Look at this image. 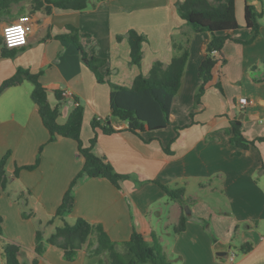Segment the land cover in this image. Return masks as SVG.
Returning a JSON list of instances; mask_svg holds the SVG:
<instances>
[{
    "label": "crops",
    "instance_id": "crops-1",
    "mask_svg": "<svg viewBox=\"0 0 264 264\" xmlns=\"http://www.w3.org/2000/svg\"><path fill=\"white\" fill-rule=\"evenodd\" d=\"M179 1L91 0L96 4L93 10L52 7L49 12L44 6L32 10V0L14 4L1 16L0 35L4 25L16 21L29 6L31 31L27 44L13 49V57H0V84L19 67L37 73L38 81L49 89V104H60V124L66 122L76 99L83 107L80 138L88 146L94 135L91 120L98 118L102 123L110 115L109 83L131 86L136 75H147L154 61L167 64L177 52L174 45L187 42L189 59L172 99L169 125L140 136L127 131L126 122L119 119H110L116 132L104 134L97 129L92 152L106 157L125 178L119 187L105 178H81L73 188L74 206L65 220L73 223L82 218L100 225L117 243L128 240L134 230L150 241L153 232L172 264H264V142L238 155L229 142L233 120L241 123L247 140L264 136V67L260 62L264 0L235 2L240 27L230 33L217 54L218 77L208 84L195 110L193 99L201 82L198 67L209 35L196 32L179 17ZM245 4L261 13L259 33L247 43L251 33L245 27ZM12 8H17L12 12L15 17L9 16ZM128 29L146 37L140 65L130 63L127 40L116 39ZM66 34L77 37L87 58L105 60L98 71L106 82L98 83L76 47L58 38ZM32 89L33 84L24 80L0 92V144L11 152L5 165L8 182L0 193L2 239L19 246L22 264H32L33 259L36 264H96L97 259L88 262L83 245L68 260L63 249L46 243L45 238L61 224L49 220L83 159L69 138L48 142L49 133L31 99ZM53 90L71 94L58 101ZM240 97L252 102L241 107ZM38 155L35 168H22L34 164ZM156 182L183 189V195L169 198ZM182 213L185 228L175 232ZM38 230L43 234L41 255L35 252ZM90 240L94 241V235L86 244ZM246 243L251 248L241 251ZM231 252L234 259L229 261Z\"/></svg>",
    "mask_w": 264,
    "mask_h": 264
},
{
    "label": "trees",
    "instance_id": "trees-1",
    "mask_svg": "<svg viewBox=\"0 0 264 264\" xmlns=\"http://www.w3.org/2000/svg\"><path fill=\"white\" fill-rule=\"evenodd\" d=\"M24 0H0V19L8 12L10 7ZM100 1V0H96ZM242 0H182L176 3V11L179 17L192 26L196 32H206L209 38L205 46V55L198 67V76L201 80L197 92L194 95L192 109L195 110L200 104V99L208 84L218 77L217 64L219 58L217 54L221 51L230 33L240 27L235 17V2ZM91 0H32V10H37L44 6V11L49 12L52 7L59 10L84 11L88 8ZM261 13L252 5H244L245 27L249 29L251 37L244 41L250 42L259 33L258 18ZM60 39L71 42L77 49L82 63L92 71L98 83L106 82L98 68L105 63L104 59L87 58V54L79 43L75 35H59ZM125 38L129 47L130 63L140 65L142 59V44L146 37L135 31L128 29L124 34L117 35V41ZM177 52L171 57L167 64L154 61L150 66L147 75L139 73L133 79L129 87L109 83V106L110 115L101 123L100 119L93 118L91 127L94 135L89 139L88 146H84L80 138L83 119V107L74 99L75 106L67 117L65 123L60 124L57 118L60 114V104L51 106L47 95L49 89L38 81V74L32 73L22 67L17 68L10 78L0 84V92L7 87L15 86L24 80L33 84L31 99L37 106L39 116L43 125L49 133L48 142L56 140L58 137L69 138L75 141L77 151L83 159L81 169L71 180L64 193L60 205L57 207L54 216L49 223L55 219L61 222L55 226L54 231L45 238L46 243L56 245L63 249L66 259L74 258L76 252L82 245L87 243L91 235L94 241L88 242L90 245L87 253L90 257H96L100 253L107 254L108 264H172L162 251L156 235L151 232V240L146 241L144 236L133 231L126 241L117 243L112 241L100 225H93L82 218H77L73 223L65 220V215L71 212L74 206L73 188L77 182L83 178H105L112 185L119 187L120 180L125 175L117 173L113 166L106 160V157L96 155L92 152V147L96 142V130L100 129L104 134L116 132L111 125L110 119H119L126 122V130L140 136L145 131L163 129L171 121V103L173 97L178 92L181 85V78L189 59L187 42L185 46L174 45ZM14 48H5L0 36V57H13L16 52ZM264 67V57L261 59ZM219 85V81L215 82ZM58 101L63 97L62 91L53 90ZM193 112L190 113L192 115ZM229 142L238 150L234 152L238 155L241 151L249 149L256 143L264 142V136L255 140H247L241 130V123L233 120L231 122V135ZM168 151V149H165ZM11 152L7 150L0 158V193L6 187L8 177L5 172V165ZM40 156L35 163L25 165L24 169H33L38 165ZM18 169L13 172L18 173ZM168 195L169 198L179 199L183 195V189H170L169 187L156 182ZM24 216V214H22ZM186 216H180L179 222L173 228L179 232L185 228ZM2 219L0 217V242L3 251L4 264H22L18 258L19 246L6 242L2 239ZM43 234L40 230L35 232V252L41 255L44 250L42 242ZM249 244L240 246L241 251L249 250ZM36 259L32 264H36ZM96 264H104L100 259Z\"/></svg>",
    "mask_w": 264,
    "mask_h": 264
},
{
    "label": "built area",
    "instance_id": "built-area-1",
    "mask_svg": "<svg viewBox=\"0 0 264 264\" xmlns=\"http://www.w3.org/2000/svg\"><path fill=\"white\" fill-rule=\"evenodd\" d=\"M31 31V16L30 14L21 15L16 21L4 25L1 30L2 44L5 48L11 49L16 47H22L27 44V37ZM64 95H70L69 90L62 92ZM252 100H248L246 97H240L239 103L241 107L246 105ZM234 259V253L231 252L228 256V260L232 261Z\"/></svg>",
    "mask_w": 264,
    "mask_h": 264
},
{
    "label": "rangeland",
    "instance_id": "rangeland-1",
    "mask_svg": "<svg viewBox=\"0 0 264 264\" xmlns=\"http://www.w3.org/2000/svg\"><path fill=\"white\" fill-rule=\"evenodd\" d=\"M95 3L93 2V3H89V6H88V8L90 9V10H93L94 9V7H95ZM30 9V6L29 7H27V9ZM17 8H12V10H11V13H10V17H15V14L14 13H12L13 11H15ZM26 8H23V10L26 12L25 14H29V10H27ZM5 145L4 144H0V158H1V156H2V154H4L5 153ZM185 212H186V210H185ZM54 221H58L59 222V220H57V219H55ZM51 223H53V221L51 222ZM53 225V224H52ZM2 227V226H1ZM54 230V229H53ZM26 240V239H25ZM83 246H84V249L86 250V253H87V250L89 249V247H90V245H88V244H83ZM3 251H2V247H1V242H0V264H2L1 263V261L3 260ZM97 259V260H95L94 262L95 263H97L98 262V260H102L103 261V263L104 264H108V260H107V254H105V253H100V254H98L96 257H88L87 259H88V262H90V261H92L93 259ZM92 259V260H91Z\"/></svg>",
    "mask_w": 264,
    "mask_h": 264
},
{
    "label": "water",
    "instance_id": "water-1",
    "mask_svg": "<svg viewBox=\"0 0 264 264\" xmlns=\"http://www.w3.org/2000/svg\"><path fill=\"white\" fill-rule=\"evenodd\" d=\"M187 213H188V212H187ZM218 254H219V255H222V254H224V252H218Z\"/></svg>",
    "mask_w": 264,
    "mask_h": 264
}]
</instances>
